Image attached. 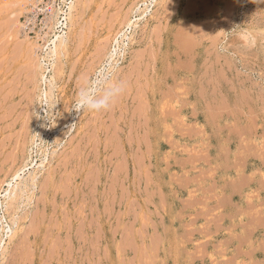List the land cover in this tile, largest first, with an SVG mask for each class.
Here are the masks:
<instances>
[{
    "label": "rangeland",
    "instance_id": "obj_1",
    "mask_svg": "<svg viewBox=\"0 0 264 264\" xmlns=\"http://www.w3.org/2000/svg\"><path fill=\"white\" fill-rule=\"evenodd\" d=\"M14 1L0 0V264H264V3L76 0L66 46L40 56ZM102 73L126 92L72 111Z\"/></svg>",
    "mask_w": 264,
    "mask_h": 264
},
{
    "label": "built area",
    "instance_id": "obj_2",
    "mask_svg": "<svg viewBox=\"0 0 264 264\" xmlns=\"http://www.w3.org/2000/svg\"><path fill=\"white\" fill-rule=\"evenodd\" d=\"M75 3L76 0L24 1L19 29L34 44L37 55L50 56L57 41L66 38Z\"/></svg>",
    "mask_w": 264,
    "mask_h": 264
},
{
    "label": "clouds",
    "instance_id": "obj_3",
    "mask_svg": "<svg viewBox=\"0 0 264 264\" xmlns=\"http://www.w3.org/2000/svg\"><path fill=\"white\" fill-rule=\"evenodd\" d=\"M260 2L264 3V0ZM126 90L127 82L111 74L102 73L86 78L77 91L72 111L83 113L87 110L99 113L110 110Z\"/></svg>",
    "mask_w": 264,
    "mask_h": 264
},
{
    "label": "bare ground",
    "instance_id": "obj_4",
    "mask_svg": "<svg viewBox=\"0 0 264 264\" xmlns=\"http://www.w3.org/2000/svg\"><path fill=\"white\" fill-rule=\"evenodd\" d=\"M22 2V0H15L14 1V3L15 4H20ZM145 9V8H144ZM72 14V13H71ZM72 17H71V15H70V19H71ZM128 24V23H127ZM126 24V25H127ZM129 24H130V22H129ZM128 24V25H129ZM127 25V26H128ZM133 26V25H132ZM130 27V26H129ZM125 28H127V27H125ZM124 28V29H125ZM123 34V33H122ZM125 34V33H124ZM124 35H122V37H123ZM126 36V35H125ZM67 37V36H66ZM67 40H65V38H60L58 41H57V43L54 45V48L51 50V53H52V56L54 55V56H57V53L59 52V50L61 49V48H63L64 46H66V44L65 43H67L66 42ZM118 41V40H117ZM59 54V53H58ZM60 54H62L61 52H60ZM46 56V55H45ZM46 58V57H45ZM44 77H42V79H43ZM50 91V90H49ZM46 92V91H45ZM44 93V92H43ZM46 95V94H45ZM50 95H52L51 94V92H50ZM48 98H50L51 96H49V94L48 95H46ZM152 96H154V95H152ZM48 100H50V99H48ZM48 102V101H47ZM50 102H52V101H50ZM52 105H54L53 103H52ZM30 173V172H29ZM17 174V173H16ZM32 174V173H31ZM33 175V174H32ZM16 176V179L18 178V175H15ZM30 177H32V176H30ZM15 178V177H14ZM33 178V177H32ZM21 179H23V178H21ZM31 179V178H30ZM18 180V179H17ZM20 180V179H19ZM23 181H24V179H23ZM21 182V181H20ZM19 183V182H18ZM23 183V182H22ZM21 183V184H22ZM10 184V183H9ZM16 184V183H15ZM33 184V183H32ZM18 185H20V184H18ZM23 185V184H22ZM16 187V186H15ZM8 188H10L9 189V191H5L6 193L2 196L3 197V199H6L7 197V199H9L10 197H11V195H12V190H13V188L14 187H12L11 185H9V187ZM12 189V190H11ZM18 189H19V187H18ZM17 189V190H18ZM8 190V189H7ZM11 190V191H10ZM15 190H16V188H15ZM21 190V189H20ZM17 194V193H16ZM7 196V197H6ZM12 196H15V194L14 195H12ZM6 197V198H5ZM11 199V198H10ZM14 200V199H13ZM2 201V200H1ZM0 201V212H2V211H4V210H6V205H3V203ZM9 201V200H8ZM7 202V201H6ZM11 202H14V201H11ZM5 203V202H4ZM13 205V204H12ZM9 206V205H8ZM3 214V213H2ZM15 214V213H14ZM17 215V214H16ZM7 217V216H6ZM13 218V217H12ZM11 218V219H12ZM2 220H3V217L0 215V227L2 226ZM13 220V219H12ZM4 221V220H3ZM14 222V221H13ZM16 225V224H15ZM17 226V225H16ZM2 228V227H1ZM5 228V227H4ZM7 228H8V225H7ZM3 229V228H2ZM1 230V229H0ZM4 230V229H3ZM12 230V229H11ZM14 230V229H13ZM10 230H8V232H9ZM12 232V231H11ZM10 232V233H11ZM9 233V234H10ZM13 233V232H12ZM11 233V234H12ZM8 234V233H7ZM6 234V235H7ZM10 234V235H11ZM5 235V236H6ZM8 236V235H7ZM10 236H8V238H9ZM1 238V237H0ZM2 239H4V238H2ZM3 241V240H2ZM4 242V241H3ZM0 244H2V242H1V239H0ZM3 245H0V247H2ZM3 248H4V246H3ZM6 249V248H5ZM2 250V249H1ZM0 250V251H1ZM26 252V251H25ZM2 254H3V250H2ZM2 256V255H1ZM19 256V255H18ZM22 256V255H21ZM26 258V257H25ZM4 259V258H3Z\"/></svg>",
    "mask_w": 264,
    "mask_h": 264
}]
</instances>
